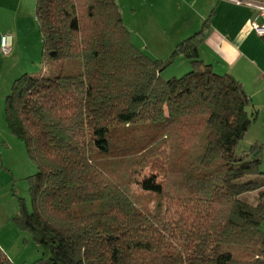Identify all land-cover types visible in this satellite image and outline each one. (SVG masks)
Wrapping results in <instances>:
<instances>
[{"label": "trees", "instance_id": "1", "mask_svg": "<svg viewBox=\"0 0 264 264\" xmlns=\"http://www.w3.org/2000/svg\"><path fill=\"white\" fill-rule=\"evenodd\" d=\"M35 14L44 59L83 70L24 73L5 97L37 165L13 217L41 249L30 264H264V143L239 150L260 110L199 56L212 14L167 60L133 42L116 0H36ZM179 58L191 69L164 79ZM0 264H15L1 246Z\"/></svg>", "mask_w": 264, "mask_h": 264}, {"label": "rangeland", "instance_id": "2", "mask_svg": "<svg viewBox=\"0 0 264 264\" xmlns=\"http://www.w3.org/2000/svg\"><path fill=\"white\" fill-rule=\"evenodd\" d=\"M34 1H0V7L3 3L9 6H22L20 12L18 14L16 12L14 17L19 29L27 32L29 37L28 46L20 45L18 55L15 54L16 57L14 56L15 61L17 57L21 59L22 73L49 77L80 73L83 70L81 58L44 59L39 24L35 17ZM116 1L121 9L122 17L132 33L133 40L152 57L167 60L174 48L169 45V39L163 34L171 39L170 31L161 29L157 22L153 21V15L146 12L144 7H136V11H134V5H137L136 0ZM163 10V14L169 18H172L173 15H179L174 13L175 3L166 6ZM188 62L187 59H177L175 63L163 71V78L181 77L191 69ZM11 83L13 80L7 86L5 79H0V96L3 95L1 94L3 90L6 94L10 92ZM2 97H0V131L4 129L5 132L14 136L20 147L12 144V142L10 148L0 143L3 147L0 145V246L15 264H30L42 256L41 249L34 240L32 233L22 229L13 217L20 212L21 201L25 202L29 208L31 207L29 177L37 172V165L30 159L24 142L8 129L4 111L5 98ZM263 113L252 124L249 134L239 146L240 151H247L256 139L264 141ZM223 249L230 251L236 258H254V251L248 246L228 243L223 244Z\"/></svg>", "mask_w": 264, "mask_h": 264}, {"label": "crops", "instance_id": "3", "mask_svg": "<svg viewBox=\"0 0 264 264\" xmlns=\"http://www.w3.org/2000/svg\"><path fill=\"white\" fill-rule=\"evenodd\" d=\"M174 1L136 0L137 5H134V11H136V7H144L146 12L153 15V21L157 22L161 29L169 30L171 39L165 34L163 36L169 39V45H172L173 48L178 42L198 31L212 14L204 31V39L199 45V56L205 63L212 65L217 74H231L237 78L252 98L253 104L259 108L260 116L264 111V36L257 34L251 26V20L255 17L256 10L248 6L237 5L229 0ZM256 1L264 2V0ZM174 3V13L179 15L169 18L163 14V8L170 4L174 5ZM34 4L36 7V0ZM21 8V5L16 7L4 3L0 7V37L4 34L12 36V49L9 54H4L0 46V79L4 78L7 86L12 80L14 82L17 76L24 74L22 73L23 66H20L21 59L17 57L15 61L14 58L18 55L20 45L28 46L29 41L28 33L19 29L14 19L15 13L18 14ZM40 40L42 41V35ZM133 42L138 45L134 40ZM9 93L6 94L4 90L1 92L4 98ZM262 123L264 129V115H262ZM11 142L20 147L14 136L2 129L0 143L10 148ZM255 142L264 143L259 139L253 143ZM2 144H0L1 147ZM261 155L262 169L264 170V148Z\"/></svg>", "mask_w": 264, "mask_h": 264}, {"label": "built area", "instance_id": "4", "mask_svg": "<svg viewBox=\"0 0 264 264\" xmlns=\"http://www.w3.org/2000/svg\"><path fill=\"white\" fill-rule=\"evenodd\" d=\"M237 5H244L256 10L255 17L251 20L252 28L260 36H264V2L256 0H229ZM1 51L4 54H9L12 49V36L10 34H4L0 40Z\"/></svg>", "mask_w": 264, "mask_h": 264}, {"label": "water", "instance_id": "5", "mask_svg": "<svg viewBox=\"0 0 264 264\" xmlns=\"http://www.w3.org/2000/svg\"><path fill=\"white\" fill-rule=\"evenodd\" d=\"M259 152H260V149H258V150L255 152V155H257Z\"/></svg>", "mask_w": 264, "mask_h": 264}]
</instances>
